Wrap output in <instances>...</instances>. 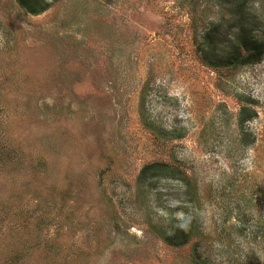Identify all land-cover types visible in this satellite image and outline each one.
Returning <instances> with one entry per match:
<instances>
[{
	"label": "rangeland",
	"instance_id": "obj_1",
	"mask_svg": "<svg viewBox=\"0 0 264 264\" xmlns=\"http://www.w3.org/2000/svg\"><path fill=\"white\" fill-rule=\"evenodd\" d=\"M46 1L0 0V264H264V55L212 52L264 0Z\"/></svg>",
	"mask_w": 264,
	"mask_h": 264
},
{
	"label": "trees",
	"instance_id": "obj_2",
	"mask_svg": "<svg viewBox=\"0 0 264 264\" xmlns=\"http://www.w3.org/2000/svg\"><path fill=\"white\" fill-rule=\"evenodd\" d=\"M20 4L25 7L29 12L32 13H40L48 8L49 3L46 0H18ZM217 29L209 31L207 37L209 40L216 45H221L224 43V39L226 38L225 34L222 32L218 33ZM224 36V37H223ZM234 45H236L237 53L228 54L223 56L219 51H212L215 58H217V65H223L225 62H229L228 60L235 58L234 61L237 62H247L246 57L258 56L261 57L264 55V42L258 38H255L253 34L247 35L245 32L238 33L235 37ZM231 55V56H230ZM230 56L229 58H227ZM245 56V57H244ZM241 60V61H238ZM232 62V61H230ZM228 64V63H225ZM146 171V168H143V172Z\"/></svg>",
	"mask_w": 264,
	"mask_h": 264
}]
</instances>
